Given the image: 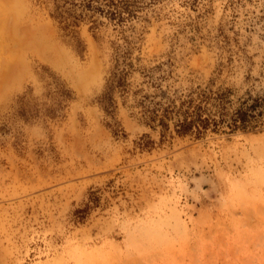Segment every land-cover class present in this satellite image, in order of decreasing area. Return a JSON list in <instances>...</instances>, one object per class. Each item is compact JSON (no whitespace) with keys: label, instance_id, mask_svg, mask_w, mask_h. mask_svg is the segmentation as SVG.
Listing matches in <instances>:
<instances>
[{"label":"rangeland","instance_id":"obj_1","mask_svg":"<svg viewBox=\"0 0 264 264\" xmlns=\"http://www.w3.org/2000/svg\"><path fill=\"white\" fill-rule=\"evenodd\" d=\"M102 1L124 21L73 8L78 54L51 17L62 0H0V264H264V125L163 140L134 105L261 95L264 0ZM118 52L134 70L116 138L98 99ZM45 71L74 93L60 121Z\"/></svg>","mask_w":264,"mask_h":264},{"label":"trees","instance_id":"obj_2","mask_svg":"<svg viewBox=\"0 0 264 264\" xmlns=\"http://www.w3.org/2000/svg\"><path fill=\"white\" fill-rule=\"evenodd\" d=\"M80 2L62 0L55 5V13L51 15L53 19L63 24L65 36H69L71 45L78 54H82L85 50L75 30L82 16L76 15L73 8L78 6L84 10L92 9L104 14L110 21L117 23L124 21L122 13L103 8L102 0H80ZM95 3L98 5H94ZM119 52L107 87L98 99L100 108L110 119L105 126L116 138L123 136V131L116 120L117 106L114 93L120 94L124 105L130 93L131 84L128 82V77L134 70L132 63L127 61V53ZM120 58L122 60L119 62ZM45 73L47 74L46 87L49 88L45 96L50 104L43 115L45 119L52 122L60 121L64 117L65 107L74 100V93L63 80L47 71ZM131 93L135 98L139 91ZM153 97L146 101L148 98L141 96V100L134 101V105L142 107V121L151 130L159 128L163 140L166 137L172 138L173 135L180 138L191 136L200 140L210 133L217 134L226 130L229 133L245 132L264 125V92L255 97L239 98L236 102L233 101V91L229 88L214 91L197 88L185 97L171 98L167 95L159 101H154ZM20 103L24 105V97L20 99ZM20 113L25 116L26 110L22 109ZM35 114H39L38 109H35ZM136 145L140 150L149 149L153 141L148 135H143ZM88 209L89 207L86 206L84 210L77 211V214H80L77 216L79 220L83 221Z\"/></svg>","mask_w":264,"mask_h":264},{"label":"bare ground","instance_id":"obj_3","mask_svg":"<svg viewBox=\"0 0 264 264\" xmlns=\"http://www.w3.org/2000/svg\"><path fill=\"white\" fill-rule=\"evenodd\" d=\"M10 25V24H9Z\"/></svg>","mask_w":264,"mask_h":264}]
</instances>
